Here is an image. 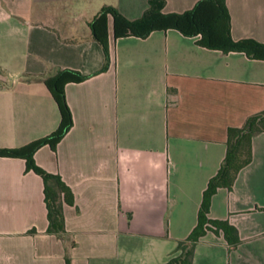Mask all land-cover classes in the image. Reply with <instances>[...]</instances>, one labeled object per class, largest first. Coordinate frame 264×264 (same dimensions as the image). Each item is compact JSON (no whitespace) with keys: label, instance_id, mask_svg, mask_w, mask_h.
Instances as JSON below:
<instances>
[{"label":"crops","instance_id":"crops-1","mask_svg":"<svg viewBox=\"0 0 264 264\" xmlns=\"http://www.w3.org/2000/svg\"><path fill=\"white\" fill-rule=\"evenodd\" d=\"M180 13L197 0H163ZM233 40L264 44V0H224ZM129 20L147 0H0V147L43 137L59 113L43 83L57 69L71 126L32 155L72 193L64 231L47 233L42 180L21 158L0 157V264H163L196 224L201 196L225 153L227 127L264 109V60L208 49L173 29L113 38L107 66L88 22L104 6ZM229 189L216 188L190 264H264V130Z\"/></svg>","mask_w":264,"mask_h":264},{"label":"trees","instance_id":"trees-1","mask_svg":"<svg viewBox=\"0 0 264 264\" xmlns=\"http://www.w3.org/2000/svg\"><path fill=\"white\" fill-rule=\"evenodd\" d=\"M163 0H147L142 14L133 20L123 17L115 8L104 5L88 22L91 36L103 51V70L108 62L106 16L111 17L113 38L135 36L143 38L154 30L173 29L186 37L196 36L199 46L219 50L222 53L238 51L248 58L264 60V44L250 38L233 40L229 32V15L224 0H197L191 8L180 13L162 12ZM87 76L71 69H57L43 78V83L56 104L59 113L57 127L49 134L19 147H0V157L21 158L24 170L32 171L42 180L43 201L46 209L47 233L61 235L64 231L63 204H72V193L57 174L44 171L33 160V153L43 145L54 150L56 143L71 126V114L64 98V85L80 82ZM264 130V109L245 118L239 127H227L225 153L216 172L208 179L197 211L196 224L183 239L177 241L179 253L163 264H190L192 246L205 230H220L230 245L238 241L236 231L225 221L208 219L210 197L218 187L229 189L238 170L251 157L252 136Z\"/></svg>","mask_w":264,"mask_h":264}]
</instances>
